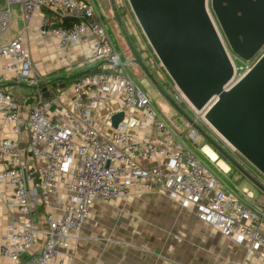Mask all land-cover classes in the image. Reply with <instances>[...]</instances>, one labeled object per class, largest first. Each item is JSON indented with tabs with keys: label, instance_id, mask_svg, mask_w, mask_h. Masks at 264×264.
I'll return each instance as SVG.
<instances>
[{
	"label": "built area",
	"instance_id": "2783aa9c",
	"mask_svg": "<svg viewBox=\"0 0 264 264\" xmlns=\"http://www.w3.org/2000/svg\"><path fill=\"white\" fill-rule=\"evenodd\" d=\"M5 2L0 7V36L12 26L13 5L20 4L26 31L41 12V34L54 33L62 50L79 46L91 36L92 59L111 68L72 83L71 106L52 114L60 98L55 94L43 98V89L49 86L34 69L24 35L0 46V86L17 82L35 89L26 122L27 151L16 140H0V186L12 191L11 205L19 212L0 240L1 261L54 264L58 252L78 239L75 232L90 217L96 202L129 198L140 187L163 192L183 208L194 209L200 221L215 226L248 250L264 249L261 201L248 204L244 200V195H249L247 190H241V195L229 194L228 185L190 146L188 140L197 143L202 138L195 127L185 120H165L142 88L122 70L120 55L94 0ZM56 23L70 24L51 29ZM168 92L179 105L186 103L197 115L182 94ZM117 94H123L129 115L106 137L97 127L94 111L103 105L106 95ZM21 109L13 94L0 89V112L14 124L16 133L20 132ZM134 111L143 113V121L133 117ZM149 120L153 121L156 139L140 138L132 132ZM25 156H31L35 163L27 164ZM29 180L34 181L32 186Z\"/></svg>",
	"mask_w": 264,
	"mask_h": 264
},
{
	"label": "crops",
	"instance_id": "0c3cea01",
	"mask_svg": "<svg viewBox=\"0 0 264 264\" xmlns=\"http://www.w3.org/2000/svg\"><path fill=\"white\" fill-rule=\"evenodd\" d=\"M97 12L99 13L98 9ZM35 18L30 29L26 31L25 26L24 32L19 35H24L34 69L45 79L47 86L56 79H59L58 84H63L64 79L92 67H98L100 70L111 68L105 62H96L92 59L93 37L84 38L79 46L62 50L54 33L41 34L40 24L44 20V14L38 12ZM15 38L6 43L0 42V46L8 44ZM126 41H128L127 35ZM127 46L122 53L116 47L122 61V70L129 74L137 85L139 83L130 73V67L138 70L140 77L152 81L144 68L135 60L132 49L140 53L138 47L135 48L131 41ZM6 62L7 60H4V63ZM115 70L119 69L116 67ZM153 75L157 80L162 79L160 73L159 76ZM52 86L48 88L52 94L59 96L61 102L59 106L51 109V113L56 114L61 107L71 106L74 92L71 85L65 89L52 88ZM0 89L13 94L22 108L18 121L19 133L14 131V124L7 122L4 113L0 112V140H16L26 152L29 143L26 122L35 89L17 82L1 85ZM126 110L123 94L106 95L103 105L94 111L100 132L106 137L111 136L113 129L110 123L111 117L121 111L127 112ZM128 115L126 114L127 117ZM133 117L142 121L144 118L140 111H134ZM143 123L132 132L140 138L156 139L158 135L154 130L153 121ZM203 150L202 156H206L207 161L215 165L216 171L210 170L228 185L229 194L241 195V190H247L249 195H244V200L248 204L259 200L264 209V194L261 191L255 186L252 187V184L250 185L246 180L250 188L238 187L240 192H237L234 186V183L237 185L235 176L239 179L242 177L241 174L237 171L231 176L232 167L229 162L224 158L220 159L217 154H215L216 158H213L206 147H203ZM25 159L29 165L35 163L31 156H25ZM2 170L3 161L0 158V173ZM254 175L264 185V176L259 173ZM33 182L29 180L28 185L32 186ZM63 192L64 187L60 190L61 194ZM11 198L12 191L0 186V240L5 236L9 223L19 217V212L11 205ZM260 227L264 231V222ZM75 236L78 239L72 242L70 248L58 252L54 264H264V249L259 252L248 250L244 244L225 237L215 226L200 221L194 209L183 208L167 194L157 190H146L145 187L137 189L129 198L117 199L109 203L96 202L90 217L75 232ZM0 264L11 263L0 260Z\"/></svg>",
	"mask_w": 264,
	"mask_h": 264
},
{
	"label": "water",
	"instance_id": "95a60500",
	"mask_svg": "<svg viewBox=\"0 0 264 264\" xmlns=\"http://www.w3.org/2000/svg\"><path fill=\"white\" fill-rule=\"evenodd\" d=\"M128 1L143 34L178 92L197 114H205L204 119L212 130L225 144L231 145L233 151L249 162L254 174L264 176V57L246 78L227 91L226 85L233 76V65L208 15L207 0ZM261 1L258 0V3ZM212 2L223 25L221 9L225 8L221 6L220 0ZM251 2L231 0V13L226 14L227 17L242 19L239 32L244 34L247 41H251L255 34L252 30L243 29L244 25L254 27L259 23L264 27V11L255 14L256 9L252 7L254 3ZM5 4V0H0V7ZM238 11L242 12V16H237ZM62 26L63 23H56L51 29L57 30ZM223 27L227 34L236 40L229 23L228 27ZM45 30L48 31L49 26H46ZM263 40L264 36L249 51V56L255 53ZM138 63L143 64L140 60ZM148 76L168 103L235 167L242 178L264 194V185L256 176L218 144V138H212L195 123L182 107L165 93L149 71ZM66 87L65 83H54L52 86L60 89ZM43 93L44 99H49L52 95L47 87L43 89ZM212 98H215L216 102L206 111ZM125 118V111L114 114L111 117L112 127L117 129Z\"/></svg>",
	"mask_w": 264,
	"mask_h": 264
},
{
	"label": "rangeland",
	"instance_id": "374dc122",
	"mask_svg": "<svg viewBox=\"0 0 264 264\" xmlns=\"http://www.w3.org/2000/svg\"><path fill=\"white\" fill-rule=\"evenodd\" d=\"M94 2H95L96 6H97V9L99 11V15L102 17V19H103V21H104V23H105V25L107 27V30H108L110 36L113 39V42L116 44V47H117L118 51H120V53H122V50H126V48L128 47L127 46L128 43L126 41V35H127L129 40L131 41V43H133L135 45L134 47L135 48L138 47V51L140 53H142L141 54L142 61H144L145 64H147L149 66V69H150L151 73L152 74H157V76H159L160 72H159V70L157 68L158 67L157 64L154 61V59L155 58L157 59V57L155 55V52H154L153 48L148 43L147 38L143 34L142 29H141L140 25L138 24L135 16L132 14L133 17L124 18L123 13H121V16H122L121 17L122 18L121 19V23H123V26H124V28H123L116 21V19H115V13L116 12L113 11V9H111V4H110L109 0H94ZM115 3H116L118 11H120V12H121V9H119L120 8L119 6L126 5L124 0H115ZM12 11H13L12 26H11L10 30L7 33H5L4 35L0 36V42H2V43L8 42L10 39L15 38L19 34H22L24 32V30H25L26 24H25V20H24L22 6L20 4H14L13 7H12ZM35 20H36V18H35ZM33 23H34V21H33ZM124 30L126 31V35H125V31ZM151 54L153 55L152 58L148 59V55H151ZM157 62H158V60H157ZM137 72H138V70L130 67V73L138 81V83H139L138 85L142 88V90L151 99L152 104L154 105V107L156 109L162 111L163 116L165 117V119H168L169 121H172V122L178 121V120H181V121L185 120L172 106H170L168 104V101L166 100V98L164 96H162V94L160 93V91L158 90L156 85L152 81H150L149 79H145V78L140 77ZM159 79H161V78L159 77ZM168 91H170L171 95H174V96L178 93V89H177V87L174 84L169 85ZM164 101L167 104L166 103L164 104ZM180 106L188 114V116L191 117L194 120V122L197 123L208 134H210V136L212 138H217L213 134V132H212L213 130L212 131L210 130L212 128L209 126V124L204 119L205 114L198 113L197 115H194V113L192 111L188 110L189 106L186 103H184V104H182ZM190 126L194 127L191 124H190ZM200 137H202L201 134H200ZM222 141L223 140H221L219 142H221V144L224 147V144H223ZM188 142H189L190 146L192 147V149L195 150V152L199 155V157L207 163L208 167L212 171H216V169L214 167L215 165L213 163H211L210 161H209L210 162L209 163L207 161L208 159L206 158V156H202L201 152H204L203 147H206V150H207V148L212 149L213 152L220 157V159H223L222 155H220L217 152V150H215L210 145V143H208V141H206L203 137L200 140H197V143L192 142L190 140H188ZM226 146H228V145L226 144ZM225 148L226 147H224V149ZM227 148H228V150L227 149H225V150L240 165H242L248 171L252 172L253 168L251 167V165L249 164V162L247 160H245L242 156H234L232 154L234 152L233 151L234 149H233V147L231 145H229ZM230 166L232 167V173L230 175L234 176L236 174L237 170L231 164H230ZM235 180L237 181V185H238V187L240 189H243L246 186H248L250 188V186L246 183L247 182L246 180H243L242 178L238 179L237 176H235ZM251 186L254 187L253 185H251Z\"/></svg>",
	"mask_w": 264,
	"mask_h": 264
},
{
	"label": "flooded vegetation",
	"instance_id": "af4514ba",
	"mask_svg": "<svg viewBox=\"0 0 264 264\" xmlns=\"http://www.w3.org/2000/svg\"><path fill=\"white\" fill-rule=\"evenodd\" d=\"M109 1L111 4V9H113V11L116 12L115 13L116 21L119 23V25H121L124 28L123 23H121V19H122L121 13H123L124 18L133 17L132 16L133 11H132V8L130 6L129 1L124 0L126 5L119 6L120 7L119 9H121V12L118 11L115 0H109ZM251 1H252L251 3H254L252 5V7L254 9H256L254 11L255 14H259L262 11H264V4H263L264 0H262L260 3H258V0H251ZM220 2H221V6H223L225 8V10L221 9V16H222V20H223V25L225 27H228V23H229L230 28H231V32L233 33V37L236 40L232 39L227 34V32L225 31L221 21L219 20L218 14L216 13V11L213 7L212 0H207V12H208V15H209L217 33H218V36H219V38L223 44V47L225 48V50L228 54V57H229L232 65H233V70H234L233 76L231 77V80L228 81V84L226 85V90L228 91V90L232 89L233 87H235L244 78H246L254 70V68L258 65V63L262 60V58L264 57V40L260 43V45L256 49L255 53H253L251 56H249V51L252 50L253 46L258 42V40H261L263 38L264 27L262 25H260L259 23H257L254 27H249L247 25H244L243 29L252 30L253 34H255V36L252 37L251 41H247L246 38L244 37V34L239 32L240 26L243 23L242 19L234 18L233 16H228V17L226 16V14L231 13V9H230L231 0H220ZM237 16L238 17L242 16V12L238 11ZM127 40H128L127 42L130 44V40L128 39V37H127ZM133 50H135V49L133 48L132 52L135 56L136 62H138L140 60L143 63L140 65L144 68V71L146 72V74L148 76V71L151 73L148 65H146L142 61L141 53H137L136 50L134 52ZM136 56H138V58H136ZM152 56H153L152 54L148 55V59H151ZM245 56H248V57H245ZM157 60H158V58L154 59L155 63L158 66V69H159V72H160V75H161V78L163 81L157 80L156 77L152 73L151 74L155 78V80L159 83L161 88L165 91V93L169 94V92H168L169 85L174 84V82L170 78L168 73L165 71V69L161 66L159 60H158L159 63L157 62ZM215 102H216V99L212 98L210 100V103L208 104L206 111L209 110L215 104ZM219 141H221V140H217L216 142L223 147V145ZM222 142L224 144V147H226L225 149L228 150V148H227L228 146H226L224 141H222ZM232 154L234 156H240L235 151Z\"/></svg>",
	"mask_w": 264,
	"mask_h": 264
},
{
	"label": "trees",
	"instance_id": "16d2710c",
	"mask_svg": "<svg viewBox=\"0 0 264 264\" xmlns=\"http://www.w3.org/2000/svg\"><path fill=\"white\" fill-rule=\"evenodd\" d=\"M48 17H49V14H46ZM70 23H65L63 26H68ZM99 71H101L98 67H92L88 70H84L82 72H79L73 76H71L70 78H67V79H64L63 82H65V84L67 86L71 85L72 83L76 82L77 80L81 79V78H84L90 74H96L98 73ZM59 82V79H56V80H53L51 83H49V86L50 85H53L54 83H57ZM35 95V94H34ZM223 157V156H222ZM224 158V157H223ZM225 159V158H224ZM226 160V159H225ZM227 161V160H226ZM242 178V177H241Z\"/></svg>",
	"mask_w": 264,
	"mask_h": 264
},
{
	"label": "bare ground",
	"instance_id": "6f19581e",
	"mask_svg": "<svg viewBox=\"0 0 264 264\" xmlns=\"http://www.w3.org/2000/svg\"><path fill=\"white\" fill-rule=\"evenodd\" d=\"M207 151L209 152L210 155L213 156V158L214 157L216 158L215 153L211 149L207 148Z\"/></svg>",
	"mask_w": 264,
	"mask_h": 264
}]
</instances>
